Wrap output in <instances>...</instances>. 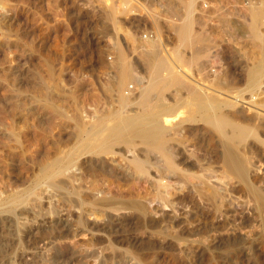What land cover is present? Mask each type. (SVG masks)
<instances>
[{
	"label": "rangeland",
	"instance_id": "1",
	"mask_svg": "<svg viewBox=\"0 0 264 264\" xmlns=\"http://www.w3.org/2000/svg\"><path fill=\"white\" fill-rule=\"evenodd\" d=\"M123 54L130 91L120 88ZM260 64L264 0H0V264H264L253 200L229 180L216 131L195 113L222 104L248 127L242 151L263 190L264 142L253 138L264 140V74L262 90L251 80ZM148 106L168 126L178 166L138 141L85 164L149 209L147 219L97 220L81 211L89 178L66 191L45 173L61 168L65 178L88 134ZM134 153L143 172L134 173Z\"/></svg>",
	"mask_w": 264,
	"mask_h": 264
},
{
	"label": "bare ground",
	"instance_id": "2",
	"mask_svg": "<svg viewBox=\"0 0 264 264\" xmlns=\"http://www.w3.org/2000/svg\"><path fill=\"white\" fill-rule=\"evenodd\" d=\"M134 38L133 40L134 42H136L135 41L136 39ZM157 52H155V54H157ZM128 63L129 62L127 61L126 56L123 54L122 58L120 59V65L122 68L120 88H123L125 85H127L126 89L130 91L131 88L128 86V84H126L129 83L127 81L130 80V78L132 77V72L130 70V63L129 64ZM260 66L262 68H260ZM260 66H258L259 67L258 69L254 70L253 68V71L251 70L252 71L251 80H253L254 86L257 85L258 88L262 90L261 81L264 74V64L263 66L262 64H260ZM261 92L263 95L264 92L263 91ZM261 92H259V94H261ZM199 95L198 98H200ZM203 97H201V99H203ZM195 99L197 98L195 97ZM213 101L215 102V100ZM257 101H258L257 104L260 105L263 104L262 106H264V101L262 98H260V100L257 99ZM208 103H212V102H207L209 108L205 104L204 105L206 107H204L202 104L203 107L202 108L198 107V110H196L195 113L199 114L202 117V119L205 122H207L209 125H211L216 131V135L221 143V154H219L218 157L222 163L224 172L228 174L227 176L229 180L234 182L235 186L241 185L245 189L246 191L245 193H248V195L252 198L254 204L253 209L256 214L255 219L261 225L264 226V189L262 190V187L260 188V186H258L257 183L254 182L253 179L251 178L252 176L251 173L255 171V169L253 168L254 166L249 160L247 152L242 151L243 146L246 147L247 149L251 147L250 143L252 142H250L246 138L248 127L246 125L241 124V122H238L237 121L238 119L235 120L234 117L231 116L232 114L230 115L229 113L230 109H227L228 111L226 109H223L225 105L218 104L219 106L217 105L218 108H216L217 106L214 103L212 104L215 105L213 107H210L211 104L209 105ZM233 105H231V103L229 104V106L232 107ZM255 112L257 117H261L260 115L261 113L259 111H255ZM159 113H160L159 111H155L154 108L148 106L147 108H145L142 114H134L122 118L120 117L121 119H119V122L118 123L115 122L116 124H113V126H111L109 129H106L105 132L103 130V132L99 133L96 136H92V135L89 136L88 134L87 140H85V142L83 141L80 147L76 150V153L80 157H78L77 159H70L67 161V164H71L72 162H74L73 164L75 165L76 170L68 174H65V178H58L59 174H61V172H59L61 168L58 171L55 169L54 170L50 169L48 172L47 170V173L45 174L47 175L49 173L50 177L53 179L52 182L50 181V183H53L56 187H60L67 191L68 190L66 189L67 184L73 182L74 180L86 181V179L89 178L91 180V185H90L91 192L89 194H86L85 196L83 195L80 196V199L82 201V203L80 204L82 205L81 211L82 209L84 210L86 209L88 212V210L90 209L92 211L91 213L95 215L97 220L104 219L105 217L108 218L107 216L108 213H111L113 215H119V214L121 215L124 213L126 214L138 213L141 217L143 216L144 218L147 219V217L149 216V209L147 205L144 203V201H141L142 199L141 197L140 199L139 197H137L138 195L135 197L131 193L130 194L128 193L129 196H127L122 192L123 190L120 191L119 185L117 186V188L119 187L118 190L117 188H112L113 187L112 183H114L113 175L109 176L108 174H106L103 168L102 169L104 172L101 174H97L94 171L91 172L92 170H94L93 167L92 166L86 167L85 164L92 163L95 158L104 159L107 156L115 153L114 150H115V146L117 145H121V144L129 145L130 143L138 141L139 144H142L148 149H156L161 151L167 158L169 167L171 169L176 168L178 166V159L175 158L173 154L172 146H170L171 135L170 132L168 131L169 128L166 124H164V122L161 119H159L161 117ZM262 117L261 119L264 120V116ZM188 121L197 122V119L195 116H192L190 119H188ZM92 134L95 135L94 133ZM253 139L257 143L264 142L263 138L259 136L257 133L254 134ZM132 164L135 165L134 168L136 169L134 173H137V172H143L147 163L137 153H134ZM105 184H108L109 186ZM135 184L138 185L136 182ZM128 186L129 189L128 188L127 189L129 190V192L132 191L133 187L131 186V184ZM78 187L79 186L77 185L76 188L79 189L80 187L79 188ZM205 188L207 189L208 199H210V202L212 204H216L215 201L218 198V188L214 184H210V183L205 184ZM68 194L71 195V193ZM80 194L81 192L78 191V193H76V197L71 196L68 201L70 203H73L72 205L76 204L74 202L79 200L78 195ZM166 204L174 207L173 200H168V203ZM12 211H14V209ZM83 212L80 213L81 216H83ZM91 213L89 214L86 213V214L91 215ZM111 214L109 216L113 217V215L111 216ZM84 221L86 220H84L83 217H80V223L84 225L83 232L86 231L87 226L89 227V225L86 226V223ZM61 236L62 235H59V237L57 236L59 240L61 239ZM65 236L66 238L68 237L67 235ZM73 237L75 238L76 236Z\"/></svg>",
	"mask_w": 264,
	"mask_h": 264
}]
</instances>
